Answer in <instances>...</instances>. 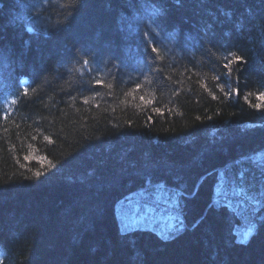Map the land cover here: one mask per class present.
<instances>
[{
    "label": "trees",
    "instance_id": "trees-1",
    "mask_svg": "<svg viewBox=\"0 0 264 264\" xmlns=\"http://www.w3.org/2000/svg\"><path fill=\"white\" fill-rule=\"evenodd\" d=\"M261 95L264 0H0V264H264L217 192L258 195ZM173 190L176 238L119 231Z\"/></svg>",
    "mask_w": 264,
    "mask_h": 264
},
{
    "label": "rangeland",
    "instance_id": "rangeland-1",
    "mask_svg": "<svg viewBox=\"0 0 264 264\" xmlns=\"http://www.w3.org/2000/svg\"><path fill=\"white\" fill-rule=\"evenodd\" d=\"M127 27H129L130 25H126ZM221 182H222V177H221ZM176 193L170 194V195H162V197H165V199H167V201L169 203H177L176 200H178L179 196H175L174 194L179 193L176 190H173ZM218 192V189H217ZM216 192V193H217ZM180 194V193H179ZM218 194V193H217ZM163 204H167L166 202ZM138 212V209L135 210V214L129 211V214H127V210L123 209L119 212V216L120 219L123 223V227H129V226H134V227H141V229H157L158 231V235L162 236L164 239L166 237H170L171 239H173L174 237H176V235L178 233H180L184 228L182 226H184L183 221H182V225H180L177 221V218L179 219V217L175 214H169L163 225H165L163 228H159L157 226H155L154 224L148 223L146 221V217H137L134 216L136 215V213ZM181 220H183L181 218ZM161 225V226H163ZM249 229H251V225H246L244 227V229L241 230H237V234H238V240L241 241L242 243H246L249 241V239L251 238V236L253 235L254 231L253 229H251V231H249ZM256 229V228H255ZM151 231V230H150ZM174 235V236H173Z\"/></svg>",
    "mask_w": 264,
    "mask_h": 264
},
{
    "label": "snow or ice",
    "instance_id": "snow-or-ice-1",
    "mask_svg": "<svg viewBox=\"0 0 264 264\" xmlns=\"http://www.w3.org/2000/svg\"><path fill=\"white\" fill-rule=\"evenodd\" d=\"M153 51H155V49H153ZM240 59V58H238ZM82 63L84 65L88 64L87 60L82 61ZM154 71H156L157 73L162 74L163 69L162 68H154ZM98 85H103V81H97ZM221 91H223V89H221ZM227 95V93H226ZM215 99V97H213ZM261 100H264V95H261L259 97ZM255 107H260V105H255ZM246 178L245 173L241 172L239 175V179L241 181H244ZM255 183L259 184V189H257V193L258 195L255 197H249L247 196V193L245 192L244 189L240 188V189H236L234 187L229 186L228 188L223 187V185L218 188V192L221 194V196L229 203H231V200L229 199V195L231 193V195H235V196H241L243 195L245 197V200L240 201V204L245 206V211H248L250 209V215H255L256 212L259 211V208L261 206H264V170L261 171V175L259 178H253ZM145 207L147 208V205H145ZM262 220H264V217H261ZM249 231H251V229H249Z\"/></svg>",
    "mask_w": 264,
    "mask_h": 264
},
{
    "label": "bare ground",
    "instance_id": "bare-ground-1",
    "mask_svg": "<svg viewBox=\"0 0 264 264\" xmlns=\"http://www.w3.org/2000/svg\"><path fill=\"white\" fill-rule=\"evenodd\" d=\"M12 75L13 76H18V73L14 72V73H12ZM162 203H165V202L163 201ZM117 209H120V211L123 210V209H126L127 212H128L127 214H129V211L132 212V214L133 213L135 214V210L138 209L137 198L135 197L133 200H129V201H126V199L123 198L120 202H118V205L116 206V210ZM115 216H116V219H117V225H118L119 231L126 232V233H128V232L134 233L136 231L137 232L140 231V228L134 227V226H129V227L124 228L123 227V223H122V221L120 219L119 213H116ZM134 216H137L139 218L144 217L143 215L140 214L139 209H138V212L136 213V215H134ZM150 230H152V229H150ZM157 236H158V239H163L162 236H160V235H157ZM164 240L169 241L171 239L165 238Z\"/></svg>",
    "mask_w": 264,
    "mask_h": 264
}]
</instances>
